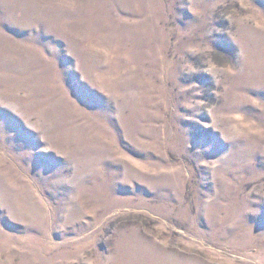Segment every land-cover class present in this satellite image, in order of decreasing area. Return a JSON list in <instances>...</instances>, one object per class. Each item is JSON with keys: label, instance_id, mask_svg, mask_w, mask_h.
Listing matches in <instances>:
<instances>
[{"label": "rangeland", "instance_id": "rangeland-1", "mask_svg": "<svg viewBox=\"0 0 264 264\" xmlns=\"http://www.w3.org/2000/svg\"><path fill=\"white\" fill-rule=\"evenodd\" d=\"M0 264H264V0H0Z\"/></svg>", "mask_w": 264, "mask_h": 264}]
</instances>
